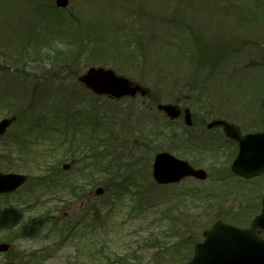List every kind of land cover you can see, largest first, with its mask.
Returning <instances> with one entry per match:
<instances>
[{
    "label": "rangeland",
    "instance_id": "obj_1",
    "mask_svg": "<svg viewBox=\"0 0 264 264\" xmlns=\"http://www.w3.org/2000/svg\"><path fill=\"white\" fill-rule=\"evenodd\" d=\"M90 66L114 69L151 96L95 95L77 80ZM263 98L264 0H70L67 9L0 0V120L18 117L0 137V171L30 176L0 195V241L20 264L185 263L214 223L250 227L261 211L264 175H234L232 143L207 124L221 118L243 133L262 131ZM158 102L190 108L194 126L169 122ZM75 112L103 123L97 136L111 128L114 148L106 152V143L92 158L67 152L91 140ZM161 151L207 179L157 184ZM55 175L63 176L57 186L36 185ZM70 182L80 193L65 188Z\"/></svg>",
    "mask_w": 264,
    "mask_h": 264
},
{
    "label": "water",
    "instance_id": "obj_2",
    "mask_svg": "<svg viewBox=\"0 0 264 264\" xmlns=\"http://www.w3.org/2000/svg\"><path fill=\"white\" fill-rule=\"evenodd\" d=\"M56 5L66 8L69 0H56ZM79 80L97 94H109L117 98L125 95L135 96L138 92L142 95L149 93L147 87L104 67L89 68ZM158 107L171 118H177L181 114L177 105L160 104ZM185 113L186 123L192 124L190 110L186 109ZM14 119L13 116L0 122V134L6 131ZM215 125H222L227 136L239 143V151L232 164L234 173L246 178L264 173V132L242 135L235 125L225 120H215L209 124V127ZM67 167L68 165H65V168ZM153 173L160 183L179 181L188 175L200 179L207 177L205 170L195 169L188 162L168 152L157 154ZM26 180L25 174L0 172V193L13 192ZM102 192V188L97 189L98 194ZM252 226L264 229V208L261 215L253 220ZM204 236L205 241L196 244L195 255L187 264H264V239L259 238L251 229H241L217 222L204 232ZM8 247L7 243L0 244V250H7Z\"/></svg>",
    "mask_w": 264,
    "mask_h": 264
},
{
    "label": "flooded vegetation",
    "instance_id": "obj_3",
    "mask_svg": "<svg viewBox=\"0 0 264 264\" xmlns=\"http://www.w3.org/2000/svg\"><path fill=\"white\" fill-rule=\"evenodd\" d=\"M219 129L221 130L222 132V128L221 127H214L213 129ZM11 247H12V244H11ZM11 247L8 251L6 252H0V264H6V263H9V262H18L16 258V254L14 253H11Z\"/></svg>",
    "mask_w": 264,
    "mask_h": 264
},
{
    "label": "clouds",
    "instance_id": "obj_4",
    "mask_svg": "<svg viewBox=\"0 0 264 264\" xmlns=\"http://www.w3.org/2000/svg\"><path fill=\"white\" fill-rule=\"evenodd\" d=\"M18 244L21 248H27L28 247V244L24 241H19Z\"/></svg>",
    "mask_w": 264,
    "mask_h": 264
},
{
    "label": "trees",
    "instance_id": "obj_5",
    "mask_svg": "<svg viewBox=\"0 0 264 264\" xmlns=\"http://www.w3.org/2000/svg\"><path fill=\"white\" fill-rule=\"evenodd\" d=\"M263 102H264V98H263ZM25 229V228H24ZM115 264H123V263H121V262H117V263H115Z\"/></svg>",
    "mask_w": 264,
    "mask_h": 264
}]
</instances>
